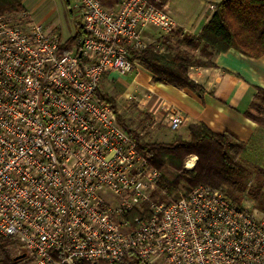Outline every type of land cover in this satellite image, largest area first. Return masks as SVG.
<instances>
[{
  "label": "built area",
  "instance_id": "built-area-1",
  "mask_svg": "<svg viewBox=\"0 0 264 264\" xmlns=\"http://www.w3.org/2000/svg\"><path fill=\"white\" fill-rule=\"evenodd\" d=\"M74 7L80 51L26 12L0 14V235L34 264H264V218L222 189L151 201L162 172L98 97L107 74L136 69L128 50L149 29L176 30L166 1Z\"/></svg>",
  "mask_w": 264,
  "mask_h": 264
},
{
  "label": "crops",
  "instance_id": "crops-1",
  "mask_svg": "<svg viewBox=\"0 0 264 264\" xmlns=\"http://www.w3.org/2000/svg\"><path fill=\"white\" fill-rule=\"evenodd\" d=\"M49 1L22 0L24 12L66 42L75 35L81 20L75 7L69 10L71 14L76 13L78 22L74 33L65 37L62 24L52 21L56 11L54 8L48 10L51 6ZM221 1L166 0L176 30L169 35H160L154 32L157 29H149L146 32L148 45L156 44L162 51L179 50L185 38L198 36ZM194 55L214 63V67H192L189 70L190 79L204 89L201 96L189 89L154 82L153 75L140 65L128 75L118 72L107 74L99 91L114 100L127 120H137L142 129L166 138L163 142L173 140L169 132L188 138L189 126L203 124L213 133H229L247 143L249 150L243 157V163L251 171V176L246 181V190L239 195V202L244 204L243 199L247 198L255 208L259 200L264 202V127L252 117L264 116V55L256 59L230 49L213 56L211 49L202 45ZM171 110L184 118L183 126L177 131L169 127ZM192 160L193 168L195 159Z\"/></svg>",
  "mask_w": 264,
  "mask_h": 264
},
{
  "label": "trees",
  "instance_id": "trees-1",
  "mask_svg": "<svg viewBox=\"0 0 264 264\" xmlns=\"http://www.w3.org/2000/svg\"><path fill=\"white\" fill-rule=\"evenodd\" d=\"M123 1L101 0V3L104 7L113 9ZM19 12H24L22 0H0V14ZM85 37L82 24H78L75 35L65 43V51H80ZM201 45L211 49L213 56L234 49L247 57H262L264 0H222L215 6L211 19L198 36L185 38L182 48L175 52L162 51L156 44L128 51L130 60L150 72L154 82L189 89L201 96L204 89L190 79L189 70L192 67H214L213 62L203 61L194 55ZM262 93L264 98V92ZM98 97L114 110L121 127L151 165L161 171L170 169L176 172L173 180L162 176L158 183L159 192L175 201L179 199L181 192L189 195L195 187L206 185L222 189L235 202L240 201L239 195L246 190V181L251 176V171L242 160L249 150L247 143L237 140L229 133H213L203 124L189 126L188 138L176 135L170 143L147 142L119 114L111 97L100 91ZM252 117L264 127L263 115ZM192 157L196 158L194 167L186 169L185 164ZM158 198L159 194L155 193L151 201L158 202ZM144 211H149L148 203L144 205ZM138 216H141L140 213L135 211L126 215V218L132 225L133 219ZM14 251L25 252V249L13 239L0 235V264H17L18 261L12 256Z\"/></svg>",
  "mask_w": 264,
  "mask_h": 264
},
{
  "label": "rangeland",
  "instance_id": "rangeland-1",
  "mask_svg": "<svg viewBox=\"0 0 264 264\" xmlns=\"http://www.w3.org/2000/svg\"><path fill=\"white\" fill-rule=\"evenodd\" d=\"M75 2L76 0H50L49 3L51 4V6L48 8V10L50 11L51 9H55V14L52 17V21H58L62 24L63 26V30H64V36L67 37V35H72L74 33V30H76V23L78 22V18L77 15H75L76 13L73 12L72 14L69 13L75 6ZM70 10V11H69ZM154 32L159 33L160 35H162V32L158 31V30H154ZM159 35V36H160ZM118 111L120 110V108L117 106ZM119 114L121 116L124 117V113H120ZM125 118V117H124ZM126 122L134 129L136 130L139 135L142 137V139H144L145 141H149V142H160V143H168V142H163L164 139L166 138H160L159 136L153 134L151 132V130H144L141 128V125L138 124L137 120H127L125 118ZM169 136L174 139V136L177 134H175V132H169L168 133ZM195 159L196 162V158L192 157L190 158L186 164L185 167L186 169L188 168L187 165L189 163H192L193 160ZM245 163V159H242ZM195 164V163H194ZM192 168V166H191ZM190 169V168H189ZM161 171V170H160ZM162 172V176H166L167 178H169L170 180H173L176 177V172L170 170V169H164ZM243 184H245V182L243 181ZM243 189H245V187H243ZM252 192V191H251ZM159 194V198H158V202L159 203H168L170 201H173L172 198H168L166 196V194H164L163 192H158ZM241 199V198H240ZM245 200V202L243 201V206H247L249 208H251V210L254 212L255 216L259 219H263L264 218V202L262 200H259L256 205L255 208H253L254 204L249 203V201H247V198L243 199ZM239 204H242L240 202H237ZM22 254H26V252L24 251H14L12 253V256L14 258H17L18 256L22 255ZM29 257L27 256V259ZM17 260L18 263L17 264H34L33 262H30V260Z\"/></svg>",
  "mask_w": 264,
  "mask_h": 264
},
{
  "label": "water",
  "instance_id": "water-1",
  "mask_svg": "<svg viewBox=\"0 0 264 264\" xmlns=\"http://www.w3.org/2000/svg\"><path fill=\"white\" fill-rule=\"evenodd\" d=\"M83 46V43L81 44V47ZM26 258V254H22L20 256H18L17 258H15V260H21V259H25Z\"/></svg>",
  "mask_w": 264,
  "mask_h": 264
},
{
  "label": "bare ground",
  "instance_id": "bare-ground-1",
  "mask_svg": "<svg viewBox=\"0 0 264 264\" xmlns=\"http://www.w3.org/2000/svg\"><path fill=\"white\" fill-rule=\"evenodd\" d=\"M191 166H192V163H189V164L187 165L188 168H191Z\"/></svg>",
  "mask_w": 264,
  "mask_h": 264
}]
</instances>
